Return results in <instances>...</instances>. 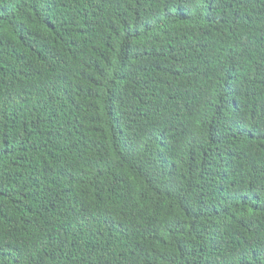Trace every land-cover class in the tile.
Masks as SVG:
<instances>
[{
	"label": "trees",
	"instance_id": "16d2710c",
	"mask_svg": "<svg viewBox=\"0 0 264 264\" xmlns=\"http://www.w3.org/2000/svg\"><path fill=\"white\" fill-rule=\"evenodd\" d=\"M0 264H264V0H0Z\"/></svg>",
	"mask_w": 264,
	"mask_h": 264
}]
</instances>
